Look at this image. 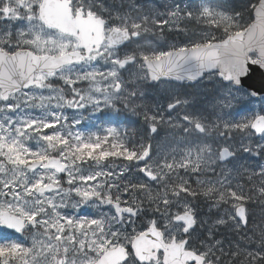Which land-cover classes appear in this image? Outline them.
I'll return each instance as SVG.
<instances>
[{
  "label": "snow or ice",
  "instance_id": "snow-or-ice-1",
  "mask_svg": "<svg viewBox=\"0 0 264 264\" xmlns=\"http://www.w3.org/2000/svg\"><path fill=\"white\" fill-rule=\"evenodd\" d=\"M0 264H264V0H0Z\"/></svg>",
  "mask_w": 264,
  "mask_h": 264
}]
</instances>
